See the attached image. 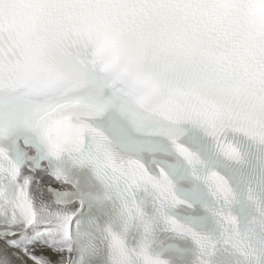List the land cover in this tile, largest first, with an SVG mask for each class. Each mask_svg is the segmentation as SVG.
<instances>
[{
	"label": "snow or ice",
	"instance_id": "obj_1",
	"mask_svg": "<svg viewBox=\"0 0 264 264\" xmlns=\"http://www.w3.org/2000/svg\"><path fill=\"white\" fill-rule=\"evenodd\" d=\"M0 264H264V0H0Z\"/></svg>",
	"mask_w": 264,
	"mask_h": 264
}]
</instances>
